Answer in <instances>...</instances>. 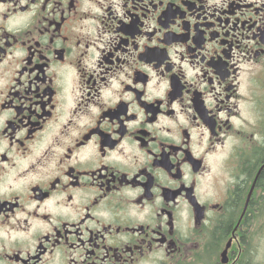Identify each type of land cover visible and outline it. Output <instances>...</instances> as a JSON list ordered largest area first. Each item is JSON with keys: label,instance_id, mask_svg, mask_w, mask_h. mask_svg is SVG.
Here are the masks:
<instances>
[{"label": "flooded vegetation", "instance_id": "1", "mask_svg": "<svg viewBox=\"0 0 264 264\" xmlns=\"http://www.w3.org/2000/svg\"><path fill=\"white\" fill-rule=\"evenodd\" d=\"M0 264H264V0H0Z\"/></svg>", "mask_w": 264, "mask_h": 264}]
</instances>
